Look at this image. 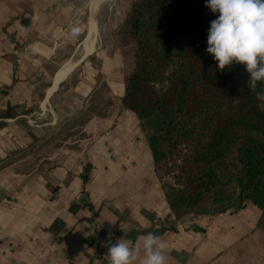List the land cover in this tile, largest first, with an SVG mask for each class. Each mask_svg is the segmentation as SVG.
<instances>
[{"label":"crops","instance_id":"1","mask_svg":"<svg viewBox=\"0 0 264 264\" xmlns=\"http://www.w3.org/2000/svg\"><path fill=\"white\" fill-rule=\"evenodd\" d=\"M78 1L0 0V264H109L104 241L147 230L166 264H264L255 204L171 213L122 75L90 60L97 24L85 51Z\"/></svg>","mask_w":264,"mask_h":264},{"label":"trees","instance_id":"2","mask_svg":"<svg viewBox=\"0 0 264 264\" xmlns=\"http://www.w3.org/2000/svg\"><path fill=\"white\" fill-rule=\"evenodd\" d=\"M216 15L204 0H130L123 21L132 65L121 103L145 132L157 175L172 179L164 183L172 214L249 201L264 216V109L256 95L264 82L250 90L243 64L217 68L205 51Z\"/></svg>","mask_w":264,"mask_h":264},{"label":"clouds","instance_id":"3","mask_svg":"<svg viewBox=\"0 0 264 264\" xmlns=\"http://www.w3.org/2000/svg\"><path fill=\"white\" fill-rule=\"evenodd\" d=\"M218 13L209 21L205 51L218 69L243 64L250 90L264 82V0H204ZM264 100V92H257ZM111 236V235H110ZM109 264H166V244L161 235L146 232L135 241L124 235L103 242Z\"/></svg>","mask_w":264,"mask_h":264},{"label":"rangeland","instance_id":"4","mask_svg":"<svg viewBox=\"0 0 264 264\" xmlns=\"http://www.w3.org/2000/svg\"><path fill=\"white\" fill-rule=\"evenodd\" d=\"M78 3L79 6L86 7L88 0H81ZM129 3L130 0H108L99 6L94 17L98 28L95 40L96 51L90 58L93 65L98 66L103 62L104 66L117 70L123 78L128 74L132 65L131 37L123 21ZM100 91L104 102L108 101L104 82L100 85ZM261 106L264 109V100L261 101ZM72 131L75 129L70 130L69 133L68 130L64 131V138H67ZM218 172L222 178H226L228 170H219ZM160 173L161 177L165 178V183H172L169 175L163 174L162 171ZM232 187L233 184H230L225 189L232 190Z\"/></svg>","mask_w":264,"mask_h":264},{"label":"bare ground","instance_id":"5","mask_svg":"<svg viewBox=\"0 0 264 264\" xmlns=\"http://www.w3.org/2000/svg\"><path fill=\"white\" fill-rule=\"evenodd\" d=\"M103 1H108V0H91V2L89 1L90 2L89 4L92 8L91 9V16L89 17L90 19L88 22L89 25H88L87 34H86L85 38L83 39V44H84L86 53H90L92 51L93 46H94L93 41L95 39L96 32H97L96 23H95L94 16H93L94 10H96V8L99 6V4ZM71 65L72 64H67V65H64L63 67H61L55 74V78H54L55 81L54 82H57L58 80L62 79L66 75V73H68V71H70V68H73V67H71ZM54 86H55V83L53 84V87Z\"/></svg>","mask_w":264,"mask_h":264}]
</instances>
